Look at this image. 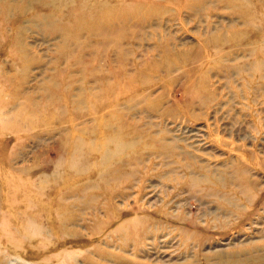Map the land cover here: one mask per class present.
I'll use <instances>...</instances> for the list:
<instances>
[{
	"label": "rangeland",
	"instance_id": "1",
	"mask_svg": "<svg viewBox=\"0 0 264 264\" xmlns=\"http://www.w3.org/2000/svg\"><path fill=\"white\" fill-rule=\"evenodd\" d=\"M0 264H264V0H0Z\"/></svg>",
	"mask_w": 264,
	"mask_h": 264
},
{
	"label": "bare ground",
	"instance_id": "2",
	"mask_svg": "<svg viewBox=\"0 0 264 264\" xmlns=\"http://www.w3.org/2000/svg\"><path fill=\"white\" fill-rule=\"evenodd\" d=\"M92 19V18H91ZM88 20V19H87Z\"/></svg>",
	"mask_w": 264,
	"mask_h": 264
}]
</instances>
